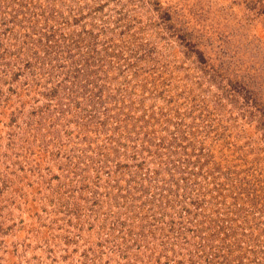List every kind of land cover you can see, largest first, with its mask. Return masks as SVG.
<instances>
[{
  "label": "rangeland",
  "instance_id": "obj_1",
  "mask_svg": "<svg viewBox=\"0 0 264 264\" xmlns=\"http://www.w3.org/2000/svg\"><path fill=\"white\" fill-rule=\"evenodd\" d=\"M0 264H264V0H0Z\"/></svg>",
  "mask_w": 264,
  "mask_h": 264
}]
</instances>
